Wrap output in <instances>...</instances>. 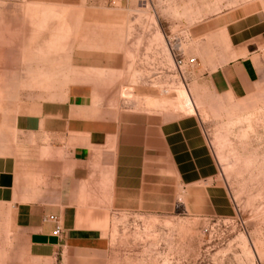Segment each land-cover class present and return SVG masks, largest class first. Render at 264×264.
<instances>
[{"label": "rangeland", "instance_id": "1", "mask_svg": "<svg viewBox=\"0 0 264 264\" xmlns=\"http://www.w3.org/2000/svg\"><path fill=\"white\" fill-rule=\"evenodd\" d=\"M247 1L0 0L1 114L70 94L90 105L81 112L113 123L191 117L205 146L201 213L177 183L158 214L113 208L103 189L97 210H82L103 215L98 244L63 264H264V45L258 84L235 101L210 75L224 63L222 34L195 38ZM181 58L195 64L179 71ZM44 179L30 187L45 190ZM12 212L0 204V264H27Z\"/></svg>", "mask_w": 264, "mask_h": 264}, {"label": "crops", "instance_id": "2", "mask_svg": "<svg viewBox=\"0 0 264 264\" xmlns=\"http://www.w3.org/2000/svg\"><path fill=\"white\" fill-rule=\"evenodd\" d=\"M216 32L226 50L217 51L224 63L210 75L231 99L243 100L260 79L264 0L213 15L195 38L210 40ZM88 107L69 94L16 105L13 114L0 111V204L13 208V226L26 237L27 264H63L65 253L93 250L103 215L93 219L82 210H97L103 189L113 208L155 214L174 203L176 183L192 213H201V199L209 198L198 186L210 170L193 118L113 123L81 112ZM32 176L46 178L45 190L30 187Z\"/></svg>", "mask_w": 264, "mask_h": 264}, {"label": "built area", "instance_id": "3", "mask_svg": "<svg viewBox=\"0 0 264 264\" xmlns=\"http://www.w3.org/2000/svg\"><path fill=\"white\" fill-rule=\"evenodd\" d=\"M175 64H176V68L179 70V71H181V69L184 67V66H188V67H192L194 64H195V59H188V60H184V59H178V60H176V62H175ZM59 233H60V230L59 229H56L55 231H54V234L55 235H59Z\"/></svg>", "mask_w": 264, "mask_h": 264}]
</instances>
